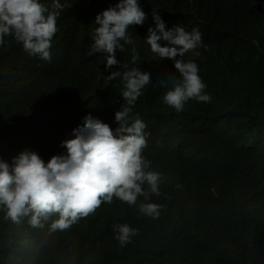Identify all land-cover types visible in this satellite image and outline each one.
<instances>
[{
  "label": "trees",
  "instance_id": "1",
  "mask_svg": "<svg viewBox=\"0 0 264 264\" xmlns=\"http://www.w3.org/2000/svg\"><path fill=\"white\" fill-rule=\"evenodd\" d=\"M105 1L92 0L89 13L94 14ZM145 1L151 14L141 29L154 23L155 11L168 26L178 23L187 31L204 30L202 38H208V33L213 38L216 32L218 37L235 32L228 46L209 44L205 49L210 63L201 78L211 102H193L182 112L166 111L160 121L154 113H142L151 127L150 153L157 157L153 167L160 173L166 170L161 190L194 181V187H189L194 195L181 213L164 218L154 246L136 237L119 245L113 228L102 218L104 207L82 221L88 224L77 223L64 232L49 231L56 215L43 228H34L30 217L21 218L20 223L5 219L6 209L0 207V264H264V183L241 182L247 204L239 209L216 192L217 185L204 172L212 167L233 172L251 164L250 146L257 145L251 129L259 119L257 109L264 105V0ZM109 4L114 6L116 0ZM90 30L76 18H60L59 32L66 46L64 50L56 47L49 62L39 61L11 42L20 62L0 65V160L12 161L3 151L6 134L16 142L13 152L28 150V143H40L39 135L32 138L35 129L48 132L57 147V135H64V129H48L40 119L50 111L48 100L55 103L60 116L68 118L87 106L106 114L116 107L111 101L106 109L111 95L122 88V80L85 89L83 74L91 77L107 71L103 55H87ZM134 46L140 59L133 64V45H125L127 51L119 53L120 63L114 69L146 71L160 66L162 75L169 77L168 62L158 60L150 46ZM220 55L229 57V62L221 63ZM151 78L155 86L162 85L157 83L161 78L152 74ZM156 104L163 103L157 99ZM24 119H30L34 129L28 130L26 138H17L14 128ZM171 147L198 149L203 163L182 155L164 161V152ZM150 201L158 202L157 196ZM13 238L26 242L25 248L12 251L9 241ZM197 246L209 260L191 252ZM219 257L225 261L218 262Z\"/></svg>",
  "mask_w": 264,
  "mask_h": 264
},
{
  "label": "clouds",
  "instance_id": "2",
  "mask_svg": "<svg viewBox=\"0 0 264 264\" xmlns=\"http://www.w3.org/2000/svg\"><path fill=\"white\" fill-rule=\"evenodd\" d=\"M91 2L0 0V65L20 62V54L11 42L39 61H51L56 47L64 50L66 46L59 32V19L73 17L91 26L87 55L100 53L107 68L91 77L83 74L85 89L123 81L120 91L110 97L106 109L111 101L116 107L108 114L87 106L75 118H68L60 116L55 103L48 100L50 111L40 119L48 129H64L65 134L57 135L60 140H55L57 147L48 132L35 129L32 138L39 135L40 143H28V150L13 152L16 142L6 134L3 151L12 161L0 160V207L6 209L5 219L20 223L21 218L30 217L34 228H43L44 222L56 215L49 226L51 232L67 231L77 223L88 224L82 221L104 207L102 218L113 228L119 245L125 246L136 237L154 246L164 218L181 213L194 195L189 191L194 181L161 190L166 170L164 167L160 173L153 167L157 157L150 153L151 127L142 113H154L160 121L166 111L182 112L193 102H211L201 78L210 63L205 49L209 44L228 46L235 32L221 37L216 32L213 38L208 33V38H202L204 30L187 31L178 23L168 26L155 11L154 23L141 29L151 14L145 0H116L114 6L106 0L94 14L89 13ZM134 43L150 46L158 60L168 62L169 77L162 75L160 66L146 71L139 67L123 72L121 66L114 69L120 63L119 53L127 51L125 45H133V64L140 59ZM219 60L227 63L229 57L220 55ZM151 74L161 78L157 80L161 86H155ZM157 99L163 104L157 105ZM257 113L259 119L251 129L257 142L250 146L251 164L233 172L218 167L204 169L217 185L216 192H222L239 209L247 204L241 182L247 179L264 183V105ZM31 128L32 121L24 119L15 126V136L26 138ZM179 155L203 163L200 151L193 148L171 147L163 158L165 161ZM198 182L195 180V184ZM152 195L158 202L150 201ZM9 244L12 251L26 246L19 238L11 239ZM191 252L210 258L200 246ZM217 261L223 263L225 259L219 257Z\"/></svg>",
  "mask_w": 264,
  "mask_h": 264
}]
</instances>
